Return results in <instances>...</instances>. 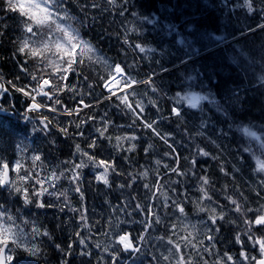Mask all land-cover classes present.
I'll return each instance as SVG.
<instances>
[{
	"label": "trees",
	"instance_id": "obj_1",
	"mask_svg": "<svg viewBox=\"0 0 264 264\" xmlns=\"http://www.w3.org/2000/svg\"><path fill=\"white\" fill-rule=\"evenodd\" d=\"M249 2L252 12L244 0H64L63 7L75 18L72 25L79 39L93 49L89 53L91 59L83 57L82 63L74 65L75 72H68L64 81H56L75 86L72 92L65 89L56 94L61 100L60 105H55L56 112L45 108L33 112L28 111L30 100L16 88L35 86L31 74L51 69L17 50L19 41L27 34L19 14L7 11L0 0V73L16 86L6 85V91L0 95V159L10 164L20 160L24 166L20 175L33 168L40 178L53 171L57 175L63 172L59 180L52 181L49 191L68 195L67 201L45 195L41 199L54 206L41 209L35 204L25 205L22 195L9 187L0 188V210L15 218L25 244L36 243L41 249L36 256L17 249L10 253L14 261L9 264L21 260L31 264H113L112 254H117L115 264H123L128 252L115 245L113 238L128 232L135 244L139 242L138 237L144 232L140 223L145 220L143 209L148 208L154 189H145L144 184L154 186L158 177L162 187L153 199L154 207L163 209L166 204L179 211L175 201L184 208L188 220L168 215L173 223L191 224L193 235L200 234L203 224V228H209L207 233L218 250L224 253L237 254L248 249L243 242L235 243L236 235L247 231L245 219H254L256 213L246 210H258L264 205V172L256 170L257 160L264 161V82L255 88L241 89L264 78V0ZM232 37L235 38L211 50V46ZM48 38L57 36L52 33ZM201 50L205 52L164 70ZM116 63L122 64L132 80L159 72L126 91L131 108L117 99L124 97L123 92L107 98L129 84L122 76L114 80L112 89L105 87ZM24 68L27 71H22ZM203 85L206 87H199ZM191 91H208L219 97L228 91L237 93L229 97V106L223 99L218 100L223 121L221 116L211 115L210 123L196 125V131V115L191 114L194 118H190V110L183 107L184 96ZM81 99L93 107L71 116L64 113L65 108H82L78 104ZM37 100L54 103L43 97ZM174 106L180 108L179 115L173 114ZM41 116L49 117L52 125L45 128L40 123ZM88 117L94 120H87ZM81 120L87 122L77 129L75 124ZM105 123L110 140L95 132ZM57 124L67 127L69 134L61 133ZM245 129L255 132L257 138L249 136ZM116 136L136 139L123 140L118 145ZM93 139L97 146L89 148ZM76 144L97 159L113 162L116 168L109 173L110 186L95 179L102 169L89 164L78 170L83 198L70 179L73 165L81 160L87 162L86 157L76 153ZM130 144L136 146L132 151H128ZM201 150L208 156L202 155ZM251 153L258 159L249 158ZM34 155L41 157L35 166L31 160ZM176 162L177 171L168 172ZM144 171L149 173L147 178L139 175ZM16 177L17 173L12 171V179ZM200 177L209 180L204 187L210 200H201ZM25 183L40 187L34 179ZM229 196L237 200L243 213L235 212ZM136 204L142 208L136 209ZM198 206L206 211H199ZM211 208L223 212L225 218L213 224L209 219ZM82 214L87 218L86 227L82 226ZM167 223L166 218L164 224L162 219L159 224L152 223L145 241L140 243L141 251L135 253L129 264H163L154 257L158 258L159 246L172 239ZM33 227L48 231L50 238L33 237ZM181 228L187 231L184 226ZM254 234L264 236V229H256ZM158 236L164 239L157 240ZM177 237L173 236L174 243ZM105 247L108 252L103 251ZM188 251L184 257L193 259ZM247 253L256 256L258 249L252 247Z\"/></svg>",
	"mask_w": 264,
	"mask_h": 264
},
{
	"label": "snow or ice",
	"instance_id": "obj_2",
	"mask_svg": "<svg viewBox=\"0 0 264 264\" xmlns=\"http://www.w3.org/2000/svg\"><path fill=\"white\" fill-rule=\"evenodd\" d=\"M3 3L9 12L18 13L21 18V24L23 27L24 33H26V37L19 41L18 51L20 53L25 54L26 56L35 59L39 64L43 62L46 68L51 69L50 72L41 71L39 74H31V78L36 82L35 86H22L17 87L16 91L20 92L22 95L27 97L31 102L28 104V111L39 112L42 108L48 107L50 111L56 112L57 108L55 105H60L61 100L56 95L59 92L65 91L72 92L75 86H67L63 83L57 84L56 81H64L66 78V74L68 72H75L76 69L74 65L76 63H82L83 57L89 56V53L93 51L90 45L87 42L79 39L78 32L75 29H72L71 26H65L64 23L60 22L61 20H71V17L68 14V11L65 7H63L64 0H3ZM244 5L247 7L249 12L253 11L252 5L249 0H244ZM61 32L63 33L62 37H57L56 39L48 38L52 33ZM33 37H37L33 39ZM44 37V39H40ZM40 41L37 43V41ZM77 49H79V54L77 55ZM144 51L143 48L140 49ZM89 59L91 57L89 56ZM22 71H27V68L22 69ZM115 72L120 73L121 67L116 65ZM48 76L49 78H44ZM2 79V78H0ZM11 83V82H9ZM105 87H108L105 84ZM0 90H4V83H0ZM115 95V92L112 93L108 99H111L112 96ZM37 97L47 98L49 101H54L53 104H44L41 102H37ZM120 103L125 105L126 107L131 108L130 105L127 104L126 97H117ZM184 99L188 100V103L191 107H197V102L203 97H200L196 94H190ZM78 104L82 106L76 109L69 110L67 108L64 109V113L71 116L74 112L82 111L83 108H91L93 105H89L84 103L81 99L78 101ZM137 107H140L137 105ZM173 111L179 115L176 109ZM27 115H25V119H27ZM87 120H94L93 117H88ZM86 120H81L80 122L75 124L77 129H81L82 125L86 123ZM40 123L44 125L45 128H48L52 125L53 121L49 119L47 116L40 117ZM58 126V124H57ZM147 127L151 128L152 125L148 124ZM58 130L64 135H68L67 127H59ZM108 130V123L104 124L103 128L97 127L95 128V132L99 134V137H106V132ZM249 136L254 138L256 137L255 132H251L248 129L244 130ZM83 135V132L79 133ZM109 140L110 137H106ZM116 141L118 145L123 140H134L135 136H116ZM97 146V140L93 139L92 143L88 145L89 148H95ZM135 144H130L128 151H132L135 149ZM76 153H79L82 157L87 158V162L81 160L80 163L73 165L70 169L72 171V176L70 177L73 183L77 184L75 191L81 194V198H83V193L81 192V188L79 186V181L81 177V173L78 170L84 169L88 167L89 164L95 169H102L95 176L97 181H101L104 185H109V173L115 172L116 168L113 162L107 161L105 159H97L94 155H90L88 152H85L81 149L80 144L75 145ZM147 151V149H146ZM201 154L204 156H208L207 152H203L201 150ZM167 155V154H166ZM33 165H36L37 161L41 160L39 155H34L31 157ZM257 168L256 170L259 172H264V161L257 160ZM156 164L159 165L160 161L157 160ZM24 168L23 164L20 160H17L14 164H10V162L4 161L0 159V188L9 187L12 191L20 193L23 198V203L25 205L35 204L37 208H49L54 205L46 203L41 198L45 195L56 196L57 198L63 197L65 201L68 200V195L66 192H55L49 191V187L52 186V181L59 180L61 176L64 175L61 172L59 175L55 171L51 172L46 178H40L39 173H34L33 169L24 170V174L20 175L21 170ZM173 172H176V169H171ZM10 171H14L17 173L16 179H9ZM142 178H147L149 173L148 171L141 172L139 174ZM35 180V185H39L37 188L35 186H29L27 181ZM135 179V177H133ZM202 183L200 185V192L202 193L201 200L211 197L208 196V192L205 190V185L209 183L207 177H200ZM17 181H20L18 184ZM48 186H45V184ZM131 186V185H129ZM121 188L124 185H120ZM150 187H155L156 191L152 192L153 196L157 195V192L160 191L162 185L157 183L154 186H150L148 183L144 184L145 189H149ZM164 195V193H161ZM166 199H168L166 197ZM227 199L234 205V210L237 213H243L241 205L237 202L236 199H233L231 196L227 197ZM174 206L179 210L181 214L184 213V208L180 206L179 203L173 201ZM2 205H0V209H2ZM165 207L167 205L165 204ZM136 209H141L142 206L140 204L135 205ZM198 210L201 212L206 211L204 207H199ZM75 211V209H73ZM145 213V220L140 223L143 224L144 232H142L138 241L143 242L146 239L145 233L151 228L152 223L159 224L161 223V219L157 216L153 211L152 207L149 206L146 209H143ZM212 214L209 216V219L213 224L216 223L218 219H224L223 212L217 213L215 208L208 209ZM247 212H255L254 219H245L244 224L246 226L247 231L243 234L247 236L248 241L251 242L255 249H258L259 256H249L246 251H241L239 253L240 257L244 261H248L249 264H264V236H256L254 234L256 229H264V205L261 206V209L253 210L247 209ZM151 214L152 219L149 220L148 216ZM86 217L81 215L82 226L86 225ZM187 225H184L185 230L187 229ZM195 227V226H193ZM32 236L35 237L37 235H43L45 237H49L48 231H41L39 228L33 227ZM79 235V234H77ZM24 233L19 229V227L15 224V218L8 214L6 211L0 210V264H9V262L14 261V256L10 254L11 252H15L17 249H22L24 252L36 256L41 252L40 247L36 243L25 244L23 239ZM189 237H192V233L189 232ZM185 237L184 242L186 247H190L193 250H196L197 255L200 251H208L207 248H201L200 246L203 244V240L198 241L197 243H193V239ZM208 240H212L213 237L208 235L205 237ZM133 239L130 233L118 234L113 238V243L118 245L122 251L125 252H133L139 253L141 248L133 243ZM157 240H163L164 237H156ZM243 242V237L241 234L237 233L235 238V243L241 244ZM81 244H84V240H80ZM168 244L172 245L168 249V255H162V259L165 261H170L173 256L176 257L175 264H196V262L191 258H185L183 253V248H181L179 243H174L172 239L168 240ZM99 247V245H97ZM57 248L60 251H64V249L60 248L57 245ZM69 249H71V245H69ZM103 251L108 252L109 249L105 247ZM87 254V253H82ZM228 260H232V256L225 253ZM154 259L159 260V258L154 257ZM113 264L117 261V254H112ZM15 264H31V261L21 260L15 261ZM62 264H67V261H62ZM206 264V262H205Z\"/></svg>",
	"mask_w": 264,
	"mask_h": 264
},
{
	"label": "rangeland",
	"instance_id": "obj_3",
	"mask_svg": "<svg viewBox=\"0 0 264 264\" xmlns=\"http://www.w3.org/2000/svg\"><path fill=\"white\" fill-rule=\"evenodd\" d=\"M112 78L110 80H107V85L108 87L110 88H113V83H112ZM205 85L203 86H199V87H204ZM206 87V86H205ZM230 87V86H228ZM191 94H196L199 96V94L197 93H191ZM230 91L228 92H224L223 95L221 96V99H223L222 101L227 105L229 106L230 105ZM187 97V96H186ZM200 101V100H199ZM199 101L197 102V104L199 103ZM185 103L187 105H189L188 103V100L186 99L185 100ZM190 106V105H189ZM219 107H221V105H219ZM175 109V108H174ZM192 109H194L193 107H191V111ZM174 112V111H173ZM174 114V113H173ZM190 115H188L190 118H194L192 112L188 113ZM182 120H185V119H182ZM191 123V122H190ZM193 124V123H192ZM180 219H183V221H185L187 218L185 216H181ZM188 220H186L187 222ZM186 222L184 224H182V222L180 223H174L173 225H170L169 226V234L170 236L172 237V240H173V236H178L177 237V243L180 244L181 248H183V253L182 255L184 256L186 253H187V250H189L188 252H191L192 255H193V260L197 263V264H249L248 261H244L239 253L242 251H240L239 253L237 254H230V253H227L228 255L232 256V260H228L227 259V256H225V253L218 250V247L216 245V242L213 241V240H208L206 239L205 237L208 235V231H209V228H203V224L202 226H200L202 228L200 234H196V235H193V233L195 232L194 229H192L191 227V224H189V226L186 224ZM207 222V221H205ZM187 225L188 228H187V231H181L182 230V226L184 225ZM201 225V224H200ZM195 226V224H194ZM196 227V226H195ZM189 232L192 233V237H189ZM179 233V234H178ZM173 234H178V235H173ZM211 236V235H210ZM185 237H189L191 239H193V243H197L198 241L200 240H203V244L200 246L201 248H207L208 251H200L199 254L197 255L196 253V250H193L191 249L190 247H186L185 246V242H184V239ZM243 237V243L248 247L247 250H243V251H246V252H250L251 251V248L253 247V245L250 243H246L245 241H248V238L247 236H244L242 235ZM174 242V240H173ZM163 249L159 250V253H157V255H160L162 257V255H168V249L172 246H170L168 244V241H165L163 243V245L161 246ZM249 256H253L252 254L250 253H247ZM186 258V257H185ZM176 261V257L173 256L170 260V262H175ZM168 262V261H167Z\"/></svg>",
	"mask_w": 264,
	"mask_h": 264
},
{
	"label": "clouds",
	"instance_id": "obj_4",
	"mask_svg": "<svg viewBox=\"0 0 264 264\" xmlns=\"http://www.w3.org/2000/svg\"><path fill=\"white\" fill-rule=\"evenodd\" d=\"M74 19H75V18L73 17L71 20H65V23H64L65 26H69V25H70L71 28L74 29V28H73V25H72V21H73ZM54 34H55L57 37H62V35H63V33H61V32H55ZM40 39L42 40V39H44V37H41ZM39 42H40V41L38 40L37 43H39Z\"/></svg>",
	"mask_w": 264,
	"mask_h": 264
},
{
	"label": "water",
	"instance_id": "obj_5",
	"mask_svg": "<svg viewBox=\"0 0 264 264\" xmlns=\"http://www.w3.org/2000/svg\"><path fill=\"white\" fill-rule=\"evenodd\" d=\"M1 83V82H0ZM9 179H10V175H9Z\"/></svg>",
	"mask_w": 264,
	"mask_h": 264
}]
</instances>
